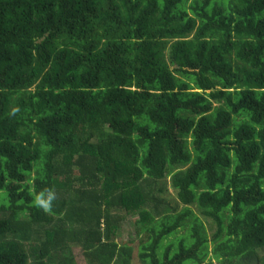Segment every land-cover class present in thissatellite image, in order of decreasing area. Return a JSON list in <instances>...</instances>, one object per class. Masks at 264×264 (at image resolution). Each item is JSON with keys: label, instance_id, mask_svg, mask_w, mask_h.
Masks as SVG:
<instances>
[{"label": "trees", "instance_id": "trees-1", "mask_svg": "<svg viewBox=\"0 0 264 264\" xmlns=\"http://www.w3.org/2000/svg\"><path fill=\"white\" fill-rule=\"evenodd\" d=\"M74 250L264 264V0H0V264Z\"/></svg>", "mask_w": 264, "mask_h": 264}, {"label": "rangeland", "instance_id": "rangeland-1", "mask_svg": "<svg viewBox=\"0 0 264 264\" xmlns=\"http://www.w3.org/2000/svg\"><path fill=\"white\" fill-rule=\"evenodd\" d=\"M168 189H167V191H168V198L171 200V201H173V202H177L178 201V198H177V193H176V191L171 187V185L170 184H168V187H167ZM194 209V211H195V213L197 214V215H200V212L198 211V209L197 208H193ZM206 221V220H205ZM206 223H207V221H206ZM130 230V229H129ZM214 230L215 229H210L208 232H209V234H210V236L214 233ZM133 232V230H130V233H132ZM122 236H121V238L123 239V240H127V239H129V236H128V234H129V231H123L122 233ZM74 252V254H75V257L77 258V261H78V264H85V259H84V257L82 256V254H81V252L79 251V250H74L73 251ZM136 261L134 262V264H139L138 263V261H137V259H135Z\"/></svg>", "mask_w": 264, "mask_h": 264}, {"label": "clouds", "instance_id": "clouds-1", "mask_svg": "<svg viewBox=\"0 0 264 264\" xmlns=\"http://www.w3.org/2000/svg\"><path fill=\"white\" fill-rule=\"evenodd\" d=\"M55 199V194L53 191L48 190L47 195L43 193L36 197L35 204L37 207L43 208L45 211H50L52 207V201Z\"/></svg>", "mask_w": 264, "mask_h": 264}]
</instances>
